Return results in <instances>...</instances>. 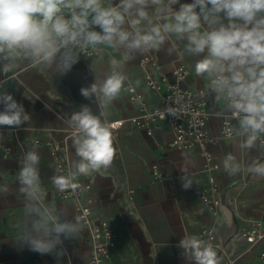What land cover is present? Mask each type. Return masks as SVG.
Returning <instances> with one entry per match:
<instances>
[{
	"label": "clouds",
	"instance_id": "1",
	"mask_svg": "<svg viewBox=\"0 0 264 264\" xmlns=\"http://www.w3.org/2000/svg\"><path fill=\"white\" fill-rule=\"evenodd\" d=\"M177 43L194 58L195 74L206 78L205 98L213 105L222 103L221 114L236 121L229 135L236 138L239 155L224 156V171L229 176L247 171L264 177V162L246 159L252 150L264 149V0H0V75L28 64L63 77L84 54L105 49L124 53V58L109 53L108 70L80 88L81 96L99 111L83 104L68 119L76 159L67 174L51 177L57 192L85 191L77 182L79 176L112 165L116 149L107 109L128 80L125 60L153 50L171 56L178 51ZM89 70L93 73L91 65ZM3 83L0 126L18 129L29 115ZM140 83L135 81L136 86ZM183 101L182 95L176 97L159 114L179 118ZM40 159L34 145L19 168L16 191L23 198V211L14 241L60 264L64 243L83 231V218L75 214L69 219L67 208L45 198ZM180 170L187 190L193 179L186 169ZM9 192L8 186H0V193ZM176 246L187 264H220L213 245L196 235L185 234Z\"/></svg>",
	"mask_w": 264,
	"mask_h": 264
},
{
	"label": "crops",
	"instance_id": "2",
	"mask_svg": "<svg viewBox=\"0 0 264 264\" xmlns=\"http://www.w3.org/2000/svg\"><path fill=\"white\" fill-rule=\"evenodd\" d=\"M178 7V6H177ZM103 47V46H101ZM178 51L169 56L163 50H153L144 56H153L161 64L163 73H171L175 64H184L190 74L184 85L193 91L206 92L207 80L197 76L193 70L194 58ZM109 53L124 58V53L105 49L95 58L81 57L73 70L66 76H56L51 71L28 64L6 76L0 75L3 87L24 105L29 119L16 128L17 132L0 138V186L6 185L10 192L0 193V264H57L51 255H39L29 251L24 245L14 241L16 228L23 211V198L16 191L19 168L24 155L35 145L40 154V172L45 198L67 208L68 218L79 215L78 201L63 198L51 183V177L58 174L50 150L37 145V138L52 139L62 145L60 155L71 166L76 159L72 146V131L68 119L80 106L88 104L98 114L96 104L83 98L80 88L93 82V76H101L107 68ZM143 56V57H144ZM138 57L125 60L128 82L135 84L144 96L148 107L162 105V93L146 84V72L158 74L154 67L144 69ZM92 66L93 73L89 70ZM126 81V82H127ZM25 95L31 99L25 98ZM207 101L211 113L208 128L217 140L210 145L215 159L220 163L216 172L222 188V204L217 215L212 214L202 202L199 191L209 187V172L204 168V157L197 149L179 150L167 143L173 138V131L167 123L155 129L153 135L128 119L138 114L142 102L130 99L126 89L107 109L109 122L124 119V124L113 128L116 154L107 169L79 176L85 184V196L94 201L93 212L97 218H106L118 233V243L114 249L111 264H187L182 250L176 245L185 235H196L213 245L220 264H264L260 252L264 250V240L249 245L240 235L242 227L255 220L264 222V177L247 171L229 176L223 169L222 160L228 153L239 155L234 145L236 138L221 136L223 104L213 105ZM3 110V105H0ZM236 123V122H235ZM6 147H11L6 150ZM248 162L259 159L264 162V149H254L246 157ZM158 163L162 177L154 179L152 164ZM181 168L188 171L193 179L191 188H182ZM134 190V191H132ZM206 226L215 229V236H200ZM91 242L89 228L77 238L66 240V254L60 264H90Z\"/></svg>",
	"mask_w": 264,
	"mask_h": 264
},
{
	"label": "built area",
	"instance_id": "3",
	"mask_svg": "<svg viewBox=\"0 0 264 264\" xmlns=\"http://www.w3.org/2000/svg\"><path fill=\"white\" fill-rule=\"evenodd\" d=\"M181 2H191V0H181ZM98 55L100 54L93 56L84 54L82 57L95 58ZM140 64L146 71L149 66L154 67L157 71L158 74L156 75L149 71L146 72V84L150 90L162 93V105L154 108L148 107L143 102V94L137 90L134 84L127 81L125 82L124 89L128 91L130 99L142 102L138 114L130 117L128 120L145 129L148 135H153L156 128H159L162 123H167L173 131V138L167 143L169 147H174L179 150L197 149L203 155L204 168L209 172V187L201 189L199 195L209 211L217 215L222 204V188L216 174L220 168V163L215 159L210 149V145L217 140V137L213 136L208 128V120L211 113L207 108V101L201 97L205 94L204 91L199 90L196 92L184 85L185 80L190 74V69L184 64H175L171 73L168 74L162 72L161 64L152 55L142 57ZM181 95L184 97V108L179 118L175 119L167 115L162 117L159 112H162L166 105ZM0 111H2L1 107ZM124 122V119H120L111 123L113 124V128H119ZM235 122L230 117L222 115L220 127L221 136H230L229 129ZM16 132V128L0 126V138L6 134H15ZM73 132L71 133L72 136ZM35 143L37 145H44L50 150L58 174H67L71 166L61 157L60 151L62 145L59 142L52 139L42 141L37 138ZM10 149L11 147H6L7 151ZM162 175L160 165L153 163V178L160 179ZM77 182L85 188L84 181L81 178L78 177ZM59 194L63 198H72L78 201L77 209L79 215L83 218V225L89 228L91 242L89 263L111 264L114 249L118 243V233L113 225L106 218L95 217L93 212L94 201L91 197L86 198L85 191L77 190L73 192L68 190L65 193ZM215 233L214 227L206 226L201 230L200 236L213 238ZM240 235L249 245L259 243L264 240V222L261 219H257L251 225L242 227ZM260 257L264 259V250L260 252Z\"/></svg>",
	"mask_w": 264,
	"mask_h": 264
}]
</instances>
